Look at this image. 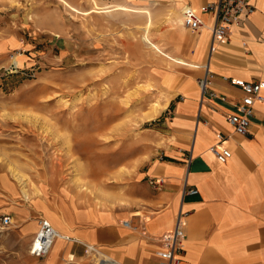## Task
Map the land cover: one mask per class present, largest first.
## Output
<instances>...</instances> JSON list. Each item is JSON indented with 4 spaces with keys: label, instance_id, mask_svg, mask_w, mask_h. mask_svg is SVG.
I'll list each match as a JSON object with an SVG mask.
<instances>
[{
    "label": "rangeland",
    "instance_id": "1",
    "mask_svg": "<svg viewBox=\"0 0 264 264\" xmlns=\"http://www.w3.org/2000/svg\"><path fill=\"white\" fill-rule=\"evenodd\" d=\"M164 4L0 0V216L38 198L141 209L153 191L141 173L159 159L169 117L161 85L188 73L182 41L193 36ZM29 246L15 220L0 225V264H42Z\"/></svg>",
    "mask_w": 264,
    "mask_h": 264
},
{
    "label": "crops",
    "instance_id": "2",
    "mask_svg": "<svg viewBox=\"0 0 264 264\" xmlns=\"http://www.w3.org/2000/svg\"><path fill=\"white\" fill-rule=\"evenodd\" d=\"M156 1L178 13L188 6L211 24L212 17L201 14L200 7L214 0ZM252 4L254 13L232 27L228 41L217 44L210 59L208 30L189 31L193 36L186 41L184 36L182 57L188 73L171 72L169 85H161L170 94L167 104H160L169 117L160 157L141 173L142 179L152 180L153 191L143 197L140 210L122 215L72 202L54 206L42 198L28 207L3 209L0 217L9 216L11 225L15 220L19 236L29 244L38 216L58 233L50 252L40 258L42 264H76L86 256V246L107 254L115 264H157L159 239L173 229L178 214L185 220L178 264H264V101L255 104L247 135L234 134L227 123L242 96L230 80L264 82V0ZM202 62L211 72L216 100L201 97ZM219 134L227 136L224 146L231 152L225 163L209 151ZM11 212L14 218L7 214Z\"/></svg>",
    "mask_w": 264,
    "mask_h": 264
},
{
    "label": "built area",
    "instance_id": "3",
    "mask_svg": "<svg viewBox=\"0 0 264 264\" xmlns=\"http://www.w3.org/2000/svg\"><path fill=\"white\" fill-rule=\"evenodd\" d=\"M254 10L252 0H214L200 7L201 14H209L212 17L211 24H206L195 10L184 6L181 9V25L191 32H198L202 29L208 30L210 45L207 57L210 59V56L216 51V45L228 41L232 34V27H239L243 20L254 13ZM203 71V76L198 79L201 97L210 101L216 100L218 95L210 89L211 72H209L206 64ZM230 83L241 90L242 96L235 105L234 112L227 117V123L234 134L245 136L248 134L255 104L264 101V82H246L241 79H231ZM226 140L227 136L225 134H219L216 144L209 148V151L219 163H225L231 157L230 150L224 146ZM159 183L160 180H156L155 185ZM188 192L190 194L196 193L195 190H189ZM0 224L2 227L10 226V217H0ZM37 225V232L29 246V255L40 259L50 252L54 240L59 235L50 222L43 217L37 219ZM123 225L129 226V222L125 221ZM184 227V215L178 214L173 229L159 239L161 250L157 253V264H178L180 262L185 239ZM86 251V255L102 256V253L93 246H86Z\"/></svg>",
    "mask_w": 264,
    "mask_h": 264
},
{
    "label": "bare ground",
    "instance_id": "4",
    "mask_svg": "<svg viewBox=\"0 0 264 264\" xmlns=\"http://www.w3.org/2000/svg\"><path fill=\"white\" fill-rule=\"evenodd\" d=\"M181 19V18H180ZM181 22H182V20L179 22V25L180 26H182L181 25ZM21 57V55H13L12 56V62H15L16 60L15 59H18V58H20ZM159 111V105H156V106H154V110H153V113H156V112H158ZM78 145L77 146H79L78 147V150H83L84 148H86L87 146H88V143H85V142H82V144H80V142L79 143H77ZM60 238V237H59ZM95 258V257H94ZM95 264H115V263H113L112 261H110V259H108L105 255H103L102 254V256H100L99 258L97 257V259H96V261H95Z\"/></svg>",
    "mask_w": 264,
    "mask_h": 264
}]
</instances>
